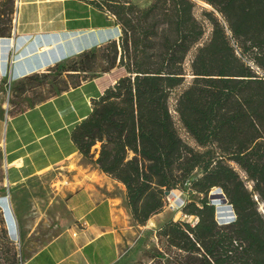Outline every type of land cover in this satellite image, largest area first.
<instances>
[{
	"label": "trees",
	"instance_id": "16d2710c",
	"mask_svg": "<svg viewBox=\"0 0 264 264\" xmlns=\"http://www.w3.org/2000/svg\"><path fill=\"white\" fill-rule=\"evenodd\" d=\"M78 1L112 16L120 34L42 74L86 73L98 59L102 72L124 74L72 129L77 150L124 185L137 225L163 210L165 191L201 195L181 208L193 222L155 229L152 264H264V0H201L212 8L202 12L205 40L194 0ZM13 12V0H0V37L11 35ZM214 187L230 222L216 218Z\"/></svg>",
	"mask_w": 264,
	"mask_h": 264
},
{
	"label": "crops",
	"instance_id": "0c3cea01",
	"mask_svg": "<svg viewBox=\"0 0 264 264\" xmlns=\"http://www.w3.org/2000/svg\"><path fill=\"white\" fill-rule=\"evenodd\" d=\"M119 34L112 16L84 2L18 0L11 35L0 37V75L4 70L16 79L45 72L60 62L52 58L58 49L74 48L72 58ZM63 36H68L67 43ZM84 40L89 41L79 46ZM117 68L123 69L116 66L81 80L21 111L12 113L0 107V229L16 238V264H110L118 258L119 239L114 231L121 215H128L125 187L84 160L71 138L74 126L91 110L93 99L123 75L105 83L102 75ZM73 159H80L81 164L73 169L64 166L69 176L60 181L57 194L47 202L39 198V203H33L44 206L35 222L51 221L54 216L59 224L56 233L33 252L23 247L20 258V188ZM115 186L120 197L113 193ZM58 205L62 206L59 211ZM160 213L146 223H154Z\"/></svg>",
	"mask_w": 264,
	"mask_h": 264
},
{
	"label": "rangeland",
	"instance_id": "374dc122",
	"mask_svg": "<svg viewBox=\"0 0 264 264\" xmlns=\"http://www.w3.org/2000/svg\"><path fill=\"white\" fill-rule=\"evenodd\" d=\"M138 6L143 7L151 2V0H133ZM194 15L202 22L205 27V35L203 39L205 40L210 32L209 23L203 18L202 12L204 10H211V6L204 1L194 0ZM14 9L16 3L13 0ZM14 12L11 15V23H13ZM64 43H67L69 39L68 36L62 37ZM44 40H48L45 38ZM90 40V39H89ZM87 40V41H89ZM87 41H83L81 45H86ZM94 43L93 39L90 40ZM94 45V44H93ZM85 47L83 48V50ZM65 50V51H64ZM58 49L54 52L52 58L54 60L63 61L69 59V56L75 53L74 48ZM65 52V53H64ZM72 52V54H71ZM104 67V63L98 59L96 63L90 64V71L83 73L78 72V74H66V73H52L42 74L43 72L32 74L35 76H25L23 78H11L8 76V72H3L0 75V107L3 110L9 112L21 111L33 104L48 98L58 92L65 90L69 87L74 86V84L80 82L84 77L95 76L100 74L101 69ZM120 74H124L123 69H113L109 74H103L102 77L105 83L111 82L115 77ZM30 77V78H28ZM179 89L174 90L170 100L171 106L174 103L175 94ZM176 120V126L180 136L189 144L192 141L189 139L185 130L181 127L176 119V114L173 112ZM85 162V161H84ZM81 164L80 159L69 161L64 163L62 168H57L52 170L50 174L37 179L33 183L29 184L24 188H20V209L22 213L20 215V258L23 257V247L28 250V252H33L38 249L45 242L50 240L57 230L55 228L59 227L56 218L52 216L51 221H37L35 218H39L40 210L44 206H35L33 203H39V198L46 199L47 202L49 197H54L59 191L57 188L61 183L60 181L69 176V170L64 169V166H68L71 169L75 165ZM57 185V186H56ZM113 193L115 196L120 197V190L115 186ZM22 196H25L23 199ZM201 195L189 193L181 190H172L171 194L166 196V205L159 215H157L156 221L154 223L147 222L145 225H137L130 217L129 211L128 215H123L120 219V223L116 226L114 231L118 240L119 255L110 264H152V250L156 246L157 241L155 238V229L159 227V222L165 219L182 220L187 222H193L194 218L192 216L185 215L181 208L182 206L191 200L197 201ZM208 198L211 203L217 205L219 216L216 217L219 223H227L233 220V216H229L227 209V199L224 194L217 188L214 187L208 193ZM62 202V200H60ZM58 211L62 209V206H57ZM6 225V222L4 221ZM16 238H11L9 230L4 231L0 229V264H16L18 261V255L13 245ZM154 264V263H153Z\"/></svg>",
	"mask_w": 264,
	"mask_h": 264
},
{
	"label": "water",
	"instance_id": "95a60500",
	"mask_svg": "<svg viewBox=\"0 0 264 264\" xmlns=\"http://www.w3.org/2000/svg\"><path fill=\"white\" fill-rule=\"evenodd\" d=\"M171 192H172V191H165V195L167 196V195L171 194ZM226 207H227V209H229V212H228L229 214H228V215H229V216H233V218H234V213H233V210H232V208H231V205L228 204ZM218 216H219V213H218V211H217V212H216V217H218Z\"/></svg>",
	"mask_w": 264,
	"mask_h": 264
},
{
	"label": "built area",
	"instance_id": "2783aa9c",
	"mask_svg": "<svg viewBox=\"0 0 264 264\" xmlns=\"http://www.w3.org/2000/svg\"><path fill=\"white\" fill-rule=\"evenodd\" d=\"M14 2L17 4L18 3V0H14Z\"/></svg>",
	"mask_w": 264,
	"mask_h": 264
}]
</instances>
